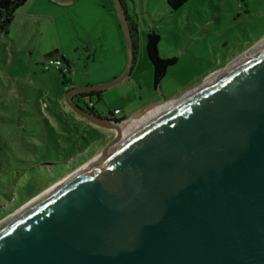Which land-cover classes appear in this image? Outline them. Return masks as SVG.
<instances>
[{
	"label": "water",
	"instance_id": "water-1",
	"mask_svg": "<svg viewBox=\"0 0 264 264\" xmlns=\"http://www.w3.org/2000/svg\"><path fill=\"white\" fill-rule=\"evenodd\" d=\"M116 4L125 72L65 97L116 143L0 225V264H264V43L121 141L123 121L75 102L132 71Z\"/></svg>",
	"mask_w": 264,
	"mask_h": 264
},
{
	"label": "rangeland",
	"instance_id": "rangeland-1",
	"mask_svg": "<svg viewBox=\"0 0 264 264\" xmlns=\"http://www.w3.org/2000/svg\"><path fill=\"white\" fill-rule=\"evenodd\" d=\"M45 1L28 0L8 33L0 32V225L116 143L112 132L89 125L65 100L67 80L89 87L125 72L128 49L116 0ZM122 2L134 27L132 71L105 91L108 104L96 96L78 101L105 117L119 109L118 120L142 118L264 43L258 44L264 0H191L177 11L166 0ZM150 32L161 38L160 58L177 59L158 89L146 53ZM47 51L64 54L74 75L65 81L56 70L44 71L39 64Z\"/></svg>",
	"mask_w": 264,
	"mask_h": 264
},
{
	"label": "trees",
	"instance_id": "trees-1",
	"mask_svg": "<svg viewBox=\"0 0 264 264\" xmlns=\"http://www.w3.org/2000/svg\"><path fill=\"white\" fill-rule=\"evenodd\" d=\"M191 0H166L168 6L173 10L177 11L181 9L185 4L189 3ZM28 0H0V32L2 34H7L10 28L11 23L15 18V14L21 8H23L27 4ZM122 4L123 10H125V6L120 0ZM130 23V22H129ZM130 28L132 32V38L134 43V51L136 57V44L134 41V27L130 23ZM161 41L160 36L155 32H150L146 34V53L148 60L153 69V85L155 89H158L164 79L167 70L174 66L177 63L176 58L171 59H162L159 56L158 45ZM51 58H60L65 64H69L68 60L65 59L62 55H60L57 51L49 54L46 59ZM135 61V60H134ZM63 76V75H62ZM65 81L66 77L63 76ZM103 92L100 93H92L88 95H83V98H90L93 96L98 97L100 100ZM126 119H122L119 121H124ZM45 167V166H44Z\"/></svg>",
	"mask_w": 264,
	"mask_h": 264
},
{
	"label": "bare ground",
	"instance_id": "bare-ground-1",
	"mask_svg": "<svg viewBox=\"0 0 264 264\" xmlns=\"http://www.w3.org/2000/svg\"><path fill=\"white\" fill-rule=\"evenodd\" d=\"M173 102V101H172ZM171 103V102H170ZM168 104V103H167ZM166 104L160 105L157 108H155L154 110L149 111L147 114H145L142 118H132L129 121H127L125 123V129L124 132L122 133L121 136V141L126 139L128 136L132 135L133 133H135L136 131H138L140 128H142L144 125H146L149 120L151 119V117L153 116V114L155 113V111H159L161 110ZM50 191V190H49ZM49 191H47L46 193H48ZM46 193L42 194L41 196H39L37 199H39L40 197H42L43 195H45ZM35 199V200H37Z\"/></svg>",
	"mask_w": 264,
	"mask_h": 264
},
{
	"label": "built area",
	"instance_id": "built-area-1",
	"mask_svg": "<svg viewBox=\"0 0 264 264\" xmlns=\"http://www.w3.org/2000/svg\"><path fill=\"white\" fill-rule=\"evenodd\" d=\"M43 69L44 71L56 70L65 77L74 75L72 66L70 64H65L60 58L46 59L43 63ZM119 113V111H114L113 115L111 114V117L114 115H118ZM130 119L131 118H129L128 120H124L123 123H126Z\"/></svg>",
	"mask_w": 264,
	"mask_h": 264
},
{
	"label": "crops",
	"instance_id": "crops-1",
	"mask_svg": "<svg viewBox=\"0 0 264 264\" xmlns=\"http://www.w3.org/2000/svg\"><path fill=\"white\" fill-rule=\"evenodd\" d=\"M48 3V4H53L51 1H45V3ZM52 52H50V51H47V52H44L43 54H42V56H43V58H46L49 54H51ZM59 53V52H58ZM60 55H62L65 59H66V57L64 56V54H62L61 52L59 53ZM35 62H37V61H35ZM43 61H41L40 62V66H42L43 67V63H42ZM69 62V61H68ZM69 64L71 65V66H73L72 65V63H70L69 62ZM72 76V75H71ZM70 76V77H71ZM68 81V83H72V85H71V89H73V88H76V87H79V86H77L76 84H73L74 82H70V81H72V80H67ZM82 86V85H81ZM101 101H103V102H105L106 104H108L109 103V99H108V95H107V93H105V92H103V94H102V96H101ZM93 111L95 112V105L93 106ZM115 111H119V109H115ZM112 117H114V116H112Z\"/></svg>",
	"mask_w": 264,
	"mask_h": 264
},
{
	"label": "flooded vegetation",
	"instance_id": "flooded-vegetation-1",
	"mask_svg": "<svg viewBox=\"0 0 264 264\" xmlns=\"http://www.w3.org/2000/svg\"><path fill=\"white\" fill-rule=\"evenodd\" d=\"M73 68V67H72ZM73 70H74V68H73ZM82 100V99H84L82 96H80V97H77V98H75V102H77V103H79L78 101L79 100ZM113 118H115V117H113ZM116 119V118H115ZM116 120H118V119H116Z\"/></svg>",
	"mask_w": 264,
	"mask_h": 264
}]
</instances>
